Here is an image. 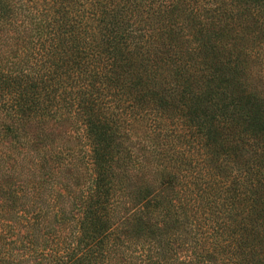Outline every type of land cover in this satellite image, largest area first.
I'll return each mask as SVG.
<instances>
[{"label": "trees", "instance_id": "16d2710c", "mask_svg": "<svg viewBox=\"0 0 264 264\" xmlns=\"http://www.w3.org/2000/svg\"><path fill=\"white\" fill-rule=\"evenodd\" d=\"M0 264H264V0H0Z\"/></svg>", "mask_w": 264, "mask_h": 264}]
</instances>
